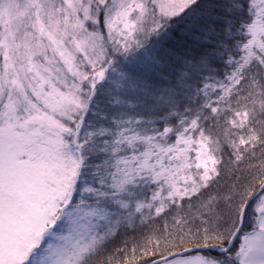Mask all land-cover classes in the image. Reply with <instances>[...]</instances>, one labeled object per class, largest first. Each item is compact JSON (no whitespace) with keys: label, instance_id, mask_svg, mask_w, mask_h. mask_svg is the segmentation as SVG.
Returning a JSON list of instances; mask_svg holds the SVG:
<instances>
[{"label":"snow or ice","instance_id":"1","mask_svg":"<svg viewBox=\"0 0 264 264\" xmlns=\"http://www.w3.org/2000/svg\"><path fill=\"white\" fill-rule=\"evenodd\" d=\"M0 264H264V0H0Z\"/></svg>","mask_w":264,"mask_h":264}]
</instances>
